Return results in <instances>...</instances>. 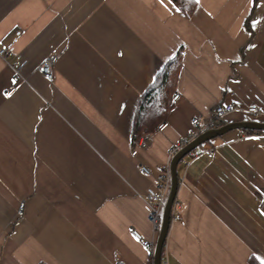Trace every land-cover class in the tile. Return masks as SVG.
<instances>
[{"label":"crops","instance_id":"obj_1","mask_svg":"<svg viewBox=\"0 0 264 264\" xmlns=\"http://www.w3.org/2000/svg\"><path fill=\"white\" fill-rule=\"evenodd\" d=\"M197 4L188 17L170 0H0V264H149L132 236H159L140 167L170 164L220 104L238 108L226 124L264 123V0ZM180 49L172 108L134 141L139 101ZM178 176L165 264H262L264 133L216 138Z\"/></svg>","mask_w":264,"mask_h":264},{"label":"built area","instance_id":"obj_2","mask_svg":"<svg viewBox=\"0 0 264 264\" xmlns=\"http://www.w3.org/2000/svg\"><path fill=\"white\" fill-rule=\"evenodd\" d=\"M0 56H3L4 58L7 57V52L5 50H0ZM14 68H15L16 80H17L21 76L22 65L20 64V62H18L15 64ZM39 71L48 80H52L54 76L52 60L46 59L40 66ZM17 84L18 83L16 81L14 85L6 92L7 97L11 96L16 91ZM179 97L180 95L176 94L173 97V100L177 101ZM237 110L238 108H236L232 104H226V105L220 104L216 106V108L214 109V117L212 123L205 129L201 128V120L199 118H194L192 120V128L189 131V140L176 144L171 150V157L173 158L183 147H185L189 142H191L200 134L204 133L207 130L219 128L220 125L224 123L226 124L227 119L231 115H233ZM245 111L248 112L249 114L256 116H259L262 113L261 110L254 105L249 106ZM168 126H169L168 123L160 124L158 126V132H164L168 128ZM144 143L145 141H143V144ZM137 154H138L137 150L132 152L133 157H136ZM140 171L143 175L147 177H153L155 180V185L147 189L145 194V200L150 208L148 220L153 226L154 230L159 233L161 229L164 208L168 199L170 185H171L170 164L157 165L153 168L142 165L140 167ZM175 206H176V202L173 206L172 217L175 215V209H174ZM132 236L137 242H143V245L146 248H148L151 252V255L154 256L156 244L150 243L148 241H143L142 236L136 231L132 232Z\"/></svg>","mask_w":264,"mask_h":264},{"label":"trees","instance_id":"obj_3","mask_svg":"<svg viewBox=\"0 0 264 264\" xmlns=\"http://www.w3.org/2000/svg\"><path fill=\"white\" fill-rule=\"evenodd\" d=\"M174 6L190 17L195 12L198 4L196 0H170ZM249 22V21H248ZM248 22L246 26H248ZM181 51L170 60L155 78L153 84L146 90L139 101L133 140H137L142 134L150 132L161 121L172 108V95L176 89V83L181 70ZM224 124L220 125L222 127ZM245 133H258L242 130ZM264 133V132H259ZM194 153V152H193ZM149 264H153L151 255ZM162 264H165V252L163 249ZM254 264H261L254 262Z\"/></svg>","mask_w":264,"mask_h":264},{"label":"water","instance_id":"obj_4","mask_svg":"<svg viewBox=\"0 0 264 264\" xmlns=\"http://www.w3.org/2000/svg\"><path fill=\"white\" fill-rule=\"evenodd\" d=\"M235 130H246L253 132H264V123H259L255 121H244V122H234L227 123L222 127L207 130L204 133L197 136L191 142H189L185 147H183L171 160L170 162V174H171V185L168 195V199L164 208L161 229L159 232L158 240L155 246V253L153 256V264H162V254L165 247L166 239L170 229L172 221V210L176 202L178 187H179V176H178V166L179 164L190 154L195 152L198 148L204 144L219 138L224 135L235 131Z\"/></svg>","mask_w":264,"mask_h":264},{"label":"snow or ice","instance_id":"obj_5","mask_svg":"<svg viewBox=\"0 0 264 264\" xmlns=\"http://www.w3.org/2000/svg\"><path fill=\"white\" fill-rule=\"evenodd\" d=\"M197 2H198V0H197ZM262 264H264V261H262Z\"/></svg>","mask_w":264,"mask_h":264},{"label":"rangeland","instance_id":"obj_6","mask_svg":"<svg viewBox=\"0 0 264 264\" xmlns=\"http://www.w3.org/2000/svg\"><path fill=\"white\" fill-rule=\"evenodd\" d=\"M180 51H181V49H180ZM186 159V158H185Z\"/></svg>","mask_w":264,"mask_h":264},{"label":"bare ground","instance_id":"obj_7","mask_svg":"<svg viewBox=\"0 0 264 264\" xmlns=\"http://www.w3.org/2000/svg\"><path fill=\"white\" fill-rule=\"evenodd\" d=\"M165 123V122H164Z\"/></svg>","mask_w":264,"mask_h":264}]
</instances>
